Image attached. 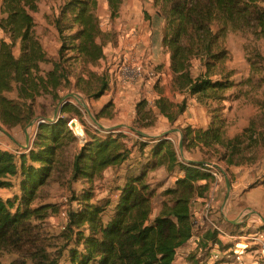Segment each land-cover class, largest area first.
Returning a JSON list of instances; mask_svg holds the SVG:
<instances>
[{"label":"trees","instance_id":"1","mask_svg":"<svg viewBox=\"0 0 264 264\" xmlns=\"http://www.w3.org/2000/svg\"><path fill=\"white\" fill-rule=\"evenodd\" d=\"M106 1L111 17H118L123 0ZM98 5L99 0H64L59 13L51 14L49 23L60 41L53 55L38 31L40 0H0L3 126L10 130L29 125L39 116V99H51L54 106L66 92L78 91L97 100L111 89L112 79L95 69L106 60L105 46L116 41V33L102 29ZM153 5L164 22L162 44L171 55V88L188 92L210 115L206 128L179 127L185 151L198 149L205 158L200 163L182 159L170 134L138 133L157 127L161 116L175 129L188 109L187 99L175 103L161 96L151 104L140 98L132 143L122 130L92 131L84 124L82 108L66 102L61 116L38 124L28 152L0 148V264L11 254L17 257L8 264H175L178 251L196 236L192 201L206 197L213 183L214 169L205 163L217 160L230 169L264 159V114L252 117L234 137L227 135L226 115L227 103L238 99L229 92L253 79L234 80L228 37L250 33L264 41V0H153ZM248 61L257 72L264 68L260 54ZM112 108L110 101L97 118L113 116L107 113ZM74 117L86 126L88 137L72 155L70 145L79 141L69 125ZM111 169L122 171L117 175L115 199L97 198L96 182ZM160 169L175 181L162 192V208L152 219L156 189L150 177ZM10 177L16 179L19 193L7 196L2 190L14 185ZM62 181L84 185L72 190L66 227L58 236L62 243L54 251L42 224L59 213L58 204L43 202L41 193L48 184ZM194 242L187 264H209L213 246L229 247L212 230L196 236Z\"/></svg>","mask_w":264,"mask_h":264},{"label":"rangeland","instance_id":"2","mask_svg":"<svg viewBox=\"0 0 264 264\" xmlns=\"http://www.w3.org/2000/svg\"><path fill=\"white\" fill-rule=\"evenodd\" d=\"M63 3L64 0H40V11L36 14L38 31L42 35L44 44L51 54L55 53L59 48L60 41L56 30L52 25H50L48 18L52 16L51 14H58ZM97 14L102 20L104 28H119L121 26V23L115 20L120 15L116 18H112L105 0H99ZM154 21H156V18ZM2 36L3 33L0 30V37ZM228 48L232 53L229 68L234 71V80L236 83L245 82L253 76L252 82L240 85L229 92V94H232L233 97L238 96V99L235 101L227 103L228 109L226 111L228 118L227 135L229 137H233L241 133L244 128L249 125V121L252 117L264 114V68L261 72H257L255 67L248 61L249 58L250 60H255L258 54L264 58V41L256 39V37L250 33H230L228 37ZM15 53L17 55L19 54L18 48L15 49ZM115 66L116 62L114 63V58L109 59L106 57V60L103 62V66L100 65L95 69L100 74L107 75L110 79H112L111 89L101 98L97 100L88 99L78 91H73L66 92L63 99L68 97L66 102H72L74 106L80 107V109L82 108V111L84 112V124L92 131H96V128L102 129L104 132L122 130L131 138L130 143H132L136 139L135 134L131 133L130 129L135 117V115H133L135 114V105L142 97L149 98L154 102L156 101L154 100V92H158V88H156L158 81L152 84L150 89L146 84V79L145 81H141L135 88L123 90L117 86V83H115ZM198 74L199 69H196L194 76L196 77ZM168 91L173 96L175 103H180L184 99H187L189 102L188 109L180 118L178 123L173 126V128L176 129H170L168 121L161 116L156 129H154L155 133L153 134L158 135L169 130V134H173L171 136L175 140L176 145L179 147L181 158L187 162H189L188 160H194L200 163L203 158H205L200 150L197 149L191 152H186L185 149H183V151L180 149V141L183 133L181 132L180 137L179 127L186 125L196 126L195 123L199 122L202 128H206V121L210 115L204 106H200L197 102V105L191 104L192 97L188 92L181 93V96L179 97L174 95L175 91L171 88V82ZM148 92H151V94ZM62 100L52 106L51 99H39V116L36 118H54L55 110L59 107V103ZM110 101L113 102L114 109L112 108L111 111H107V113H112L113 116L110 115V117H101L98 119L97 114ZM44 108L45 111H43ZM61 114H59V116H61ZM71 120L72 122L70 123L74 126V128L72 126V129L79 137V141L76 144L70 145L71 154L73 155L82 149L84 140L88 137V134L85 131L86 126L79 119L74 117ZM75 125L77 128H80L81 132L80 130L75 129ZM37 126L38 121L35 120L31 126L27 125L9 130L0 123L1 149L11 151L15 154H18L19 152H28V150L33 146ZM126 140L129 141V138ZM205 164L213 167L214 172H218L220 177V181H218V183L216 182V177L214 175L212 177L213 183L211 187H215L217 184L220 185V194L218 195L219 199L210 213V218H212L214 223L221 226L229 233H231L232 230H239V233L249 232L250 230H259L261 226L260 224L264 222V159L253 166L247 165L238 167L240 168L239 170L235 169L237 167H233L234 169H228L226 163L218 162L217 160H212L210 163L207 162ZM117 175H122V171L117 172L116 169H111L105 174V178L103 180L96 182L95 188L97 198L112 197L115 199ZM226 176L231 186V192L225 205L228 194ZM62 177L66 178L65 175H62ZM10 179L14 185L10 188L2 190L3 194L7 196L19 193V186L16 179L14 177H10ZM173 183L174 178L170 177L163 169L152 173L150 177V184L156 189V195L153 200L152 219L159 214L162 208L164 200L162 192ZM199 183L203 184L204 181H200ZM83 185V182H53L48 184L42 190L41 195L43 202L58 204L57 209L59 213L56 215L51 214L42 224L47 236L50 237L49 244H51V250L55 251L59 249L60 244L62 243L58 236L66 227L67 212L71 208L69 202L71 201L72 190L81 189ZM254 185H257V187L251 189V186ZM206 197H209V193ZM199 198L205 197H196V199ZM203 210V204L196 205L193 209V217L196 218L197 213L200 211L202 213ZM210 227L213 228L212 225H210ZM198 234L199 231L197 230L196 236H198ZM196 236L188 247L181 248L178 251L177 264L188 262L189 252H191V250L197 245L194 242L196 241ZM218 251L219 260L214 264H222L223 262L221 261L227 262V249L224 250L219 245ZM223 256L224 258H222ZM16 257L17 256L13 254L6 255L4 256L3 262L8 264L16 259ZM230 262L232 264H239L236 260V256L235 258L231 257Z\"/></svg>","mask_w":264,"mask_h":264},{"label":"crops","instance_id":"3","mask_svg":"<svg viewBox=\"0 0 264 264\" xmlns=\"http://www.w3.org/2000/svg\"><path fill=\"white\" fill-rule=\"evenodd\" d=\"M107 6H108V3H107ZM108 11H109V8H108ZM119 15L120 16L117 19H115L116 21H119L121 23V26L119 28L117 27L109 28V29L104 28L103 23H102V29L105 32H115L116 33V41L114 43H109L105 46L106 57H108L109 59L114 58V63H115L126 52L135 51L141 59H143L145 62L150 64L153 68H156L159 72V77H158L159 81L156 86V88H158V92H154L155 94L154 100L159 99L161 96H166L171 101L175 102L173 99V96L168 91L170 82L172 84L173 73L170 67L171 66V55L169 51H167L163 47V44H162L164 22H163V19L159 17L158 14L156 13L154 9V5H153V0H123L122 10L120 11ZM155 18H156V21H154ZM57 50L55 53H52V54L55 55L57 53ZM114 79H115V83H117V86L121 88L115 78V75H114ZM146 84L149 89L150 87H152V84L149 78H147ZM126 90H130V89H126ZM148 93L151 94V92H148ZM174 93H175L174 95L178 97L181 96L180 92H174ZM192 98H191V104L197 105L194 97ZM147 99L151 102V104L154 103V101H151L149 98ZM210 121L211 119L209 117L206 121V127L209 126ZM195 124L196 126L194 127L202 128L199 122H196ZM131 128L132 127H130V129ZM154 129H156V127ZM154 129H150V130L143 132L145 134L144 136L157 137V136H161L164 134H169L170 132L168 130L165 133L163 132L162 134L155 135L153 134L155 133ZM179 133L181 137V130L179 131ZM170 135H173V134H170ZM188 161L197 162L194 160H188ZM235 169L239 170L240 168L237 167ZM216 182L218 183V181ZM219 194H220V185L217 184L215 187H211L210 192H209V197H213L211 199L214 200L213 201L214 205L217 204V201L219 199V196H218ZM203 199L204 198H199V204L202 203ZM261 229L262 228L260 226L259 230ZM253 232L255 231L253 230ZM232 233H234L235 235L240 234L239 230L238 231L232 230ZM222 245L226 246L225 244H222ZM228 246L229 247L227 248V253L231 255L226 254L227 262L221 261L223 262L222 264H232L230 262L231 257L235 258L236 256L233 252V246L231 244ZM224 256L222 258H224ZM241 257L245 259L246 264H257V261H256L257 253L256 252H248V253L241 255ZM177 263L178 262L176 259L175 264Z\"/></svg>","mask_w":264,"mask_h":264},{"label":"built area","instance_id":"4","mask_svg":"<svg viewBox=\"0 0 264 264\" xmlns=\"http://www.w3.org/2000/svg\"><path fill=\"white\" fill-rule=\"evenodd\" d=\"M158 77V70L141 59L135 51L126 52L116 62L115 78L119 86L124 90L135 88L141 81H145L147 78H149L151 84H154L158 81ZM69 125L72 128L71 123ZM213 174L217 181H220L218 172H214ZM211 198L213 197H205L203 199L202 203H200L203 204V212H198L196 218H192L194 223V232L198 230V236L202 237L204 233L209 230L215 231L221 244H231L233 246V252L236 255V260L239 264H246L245 259H243L241 255L248 252H256L257 264H264V229L255 232H244L236 235L232 232L229 233L225 231L221 226L214 223L212 218H210L211 210L214 208V200ZM198 204L199 199L195 198L192 201V212ZM210 225H212L213 228H211ZM218 249L219 244L213 246V249H211L208 259L210 264H214L219 260ZM187 263L188 262H184L183 264Z\"/></svg>","mask_w":264,"mask_h":264},{"label":"water","instance_id":"5","mask_svg":"<svg viewBox=\"0 0 264 264\" xmlns=\"http://www.w3.org/2000/svg\"><path fill=\"white\" fill-rule=\"evenodd\" d=\"M66 99H68V97H66V98H64L60 103H59V107L55 110V116H54V118H51V119H49V118H45V117H42V118H36L35 120H37L38 121V124L39 123H42V122H44V121H54L55 119H57L58 117H59V114H61V112H62V106L66 103ZM34 120V121H35ZM33 121V122H34ZM33 122H31L30 124H29V126H31L32 124H33ZM69 122H72V120H70ZM71 126H73L72 125V123H71ZM178 131V130H177ZM139 134H141V135H145L143 132H138ZM180 149L183 151V149H184V146H183V134H182V137H181V141H180ZM226 182H227V186H228V194H227V197H226V202H225V205H226V203H227V201H228V199H229V196H230V192H231V186H230V183H229V180H228V178H227V176H226Z\"/></svg>","mask_w":264,"mask_h":264},{"label":"bare ground","instance_id":"6","mask_svg":"<svg viewBox=\"0 0 264 264\" xmlns=\"http://www.w3.org/2000/svg\"><path fill=\"white\" fill-rule=\"evenodd\" d=\"M73 128H74V126H73ZM75 129H76V130H80V128H77V126H76V125H75ZM80 132H81V130H80Z\"/></svg>","mask_w":264,"mask_h":264}]
</instances>
